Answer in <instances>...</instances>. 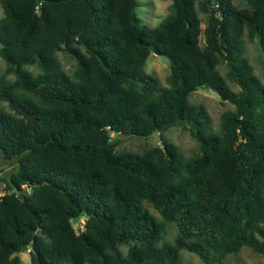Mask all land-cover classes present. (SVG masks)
<instances>
[{
  "label": "trees",
  "instance_id": "trees-1",
  "mask_svg": "<svg viewBox=\"0 0 264 264\" xmlns=\"http://www.w3.org/2000/svg\"><path fill=\"white\" fill-rule=\"evenodd\" d=\"M171 1L151 29L136 0H1L0 155L16 167L0 175V264H21L24 246L30 264H184L182 251L229 264L243 248L264 256V83L244 56L246 33L264 53V0L246 9ZM59 52L76 61L73 75ZM152 53L171 63L168 88L145 72ZM203 89L234 106L219 133L190 102ZM179 125L198 142L190 158L164 139L117 152L118 136ZM167 224L178 228L173 242Z\"/></svg>",
  "mask_w": 264,
  "mask_h": 264
},
{
  "label": "rangeland",
  "instance_id": "rangeland-1",
  "mask_svg": "<svg viewBox=\"0 0 264 264\" xmlns=\"http://www.w3.org/2000/svg\"><path fill=\"white\" fill-rule=\"evenodd\" d=\"M137 8L136 14L140 19V25L143 28H158L161 23L171 14V0H136ZM204 0H196L197 8L199 9V3ZM234 4L239 8L246 9L248 7L247 0H234ZM202 20V28L205 29L208 25V18L205 14L199 13ZM4 17V9L0 0V20ZM204 41V37H203ZM59 61L62 64L63 69L69 74L73 75L77 63L68 54L59 52L57 54ZM244 56L253 67L255 75L264 83L262 63L264 59V53L260 46V43L256 39H250L248 34L244 37ZM7 65L0 56V76L5 72ZM26 69L35 75H38L41 70L38 66H29ZM218 71L223 78H226L228 68L226 62L222 61L218 66ZM145 72L158 79L161 88L169 87V79L171 74V63L164 57H160L152 53L148 58L145 66ZM14 76H10V80H14ZM229 87L238 92L239 88L234 83L228 81ZM192 105L203 106L210 117V131L214 133L220 132L222 123V116L231 110H234V106L230 103H225L221 97L212 90H199L192 94L190 97ZM3 107L8 108L6 104H2ZM116 138V137H115ZM164 139L168 142L175 144L182 156L187 158L192 157L199 151L198 142L185 130L182 125L174 127L161 135H155L149 138H140L136 136H118L117 152H132L142 153L148 149L161 145V140ZM16 162L7 161L0 155V175L9 177L15 170ZM150 212L159 220L163 221L160 214L150 205L145 204ZM81 222V221H80ZM83 223V221H82ZM81 224V223H80ZM77 232L80 230L79 224L73 223ZM166 240L173 242L178 236V228L174 224L166 225ZM124 255L127 254V248H121ZM22 263L30 264L31 257L28 250L20 254ZM182 261L184 264H204L197 255L188 251L181 252ZM229 264H264V256L253 252L250 248H243L238 254L229 255L226 259Z\"/></svg>",
  "mask_w": 264,
  "mask_h": 264
},
{
  "label": "water",
  "instance_id": "water-1",
  "mask_svg": "<svg viewBox=\"0 0 264 264\" xmlns=\"http://www.w3.org/2000/svg\"><path fill=\"white\" fill-rule=\"evenodd\" d=\"M23 250L26 251L27 250V246H24Z\"/></svg>",
  "mask_w": 264,
  "mask_h": 264
}]
</instances>
